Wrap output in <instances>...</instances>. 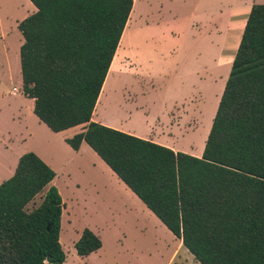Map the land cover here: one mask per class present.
I'll return each mask as SVG.
<instances>
[{
  "label": "trees",
  "instance_id": "1",
  "mask_svg": "<svg viewBox=\"0 0 264 264\" xmlns=\"http://www.w3.org/2000/svg\"><path fill=\"white\" fill-rule=\"evenodd\" d=\"M30 1L20 64L39 120L55 133L85 125L66 143L86 142L200 264H264V4L251 9L195 157L92 121L134 0ZM56 175L28 152L0 185V264L66 262ZM102 246L88 228L75 244L81 258Z\"/></svg>",
  "mask_w": 264,
  "mask_h": 264
},
{
  "label": "rangeland",
  "instance_id": "2",
  "mask_svg": "<svg viewBox=\"0 0 264 264\" xmlns=\"http://www.w3.org/2000/svg\"><path fill=\"white\" fill-rule=\"evenodd\" d=\"M148 1L142 0L140 5ZM150 4L148 13L151 18L143 20L148 26L156 27L158 0H151ZM27 11L23 0H0V162L7 160L6 154L11 146H16L19 151L40 154L51 162L57 174L53 185L58 188L65 204L60 233V242L66 253L64 264H200L183 247L180 239L149 216L144 211L146 208L99 165L94 152L85 149L76 154L63 140V135L48 131L33 118L27 119L30 134L27 138L23 124L12 122L6 114L2 100L7 99L13 87L17 86L18 46L20 40H24L16 22L31 15ZM141 26L143 29L146 27L139 23L137 28L129 31L127 48L119 56L117 69L110 74L111 82L103 101H110L113 95L110 110L103 115L124 121V117L133 111L135 117L131 123L141 126L144 124L143 111H136L135 105L146 104L151 108L152 116L158 115L161 138L171 139L184 149H200L216 114L218 98L215 97H219L220 92L213 95V91L218 90L215 85L214 89L211 87L202 93L182 77L194 73L202 60L200 54L212 40L207 38L205 31L203 36L195 37L193 29H188L181 58L176 63L170 62L171 71L175 74L171 79L159 76L160 72L169 70L165 62L167 56L159 57L161 52L158 54L157 43L146 58L153 74L158 71L155 77L150 75L151 71L144 63H140L145 58L142 55L144 39L140 34ZM212 52L215 50H206L205 54L212 55L210 58L213 59ZM223 79L219 81L221 86ZM192 129L194 131L185 136V132ZM40 201L41 196L37 203ZM86 228L101 238L103 246L88 258H81L75 244Z\"/></svg>",
  "mask_w": 264,
  "mask_h": 264
},
{
  "label": "crops",
  "instance_id": "3",
  "mask_svg": "<svg viewBox=\"0 0 264 264\" xmlns=\"http://www.w3.org/2000/svg\"><path fill=\"white\" fill-rule=\"evenodd\" d=\"M141 1L142 0H134L133 10L129 18L130 20H128L129 22L127 24L128 26L129 23L132 22L135 28H137L139 23L140 25L145 24L146 26L144 29L142 26L140 28V34L144 39V44L141 46L143 50L142 55L145 57L142 59L143 62L140 61V63H144L147 66L148 71H151L150 75L155 77L157 76L158 71L153 74L150 62H148L147 59L152 48L158 43V54L161 52L159 57L161 58L162 56H167V58H165V62L168 66L167 69L169 70L167 73L160 72L159 76L162 77L164 75L170 79L174 78L175 74L173 71H171L172 63H176L182 56V45L186 38L187 30L193 29L195 37L197 35L203 36L202 32L205 31L206 34H208L207 38L209 37V39L212 40V43L208 48H206V50H215V53L212 52L213 59L210 58L212 55L205 54L206 50H204L203 53L200 54L202 60H200L199 64L196 65L194 73L185 75L182 77V80L192 82L191 86L193 88H197L202 93L203 90L206 91L211 87L214 89L216 85L218 90H214L213 95L220 92V96L218 94L217 96L219 97H215L218 98L216 102V107H218L251 9L256 4H264V0H158V24H156V27L148 26L145 20H143L144 18H151V15L148 13V7L151 6V0L145 5H140ZM23 2L28 8L27 13L33 14L37 11L36 7L30 0H23ZM137 9L139 10L138 12ZM26 16L20 21H23ZM141 18L143 22L141 21ZM19 23L20 22H16L17 27ZM208 27L209 29H207ZM23 43L24 40H20V46H18L17 62L19 80L17 86L13 87L10 96L7 99L3 98L2 107L6 110L5 112L11 118L12 122L17 121L23 124V128L26 133L25 136H27V138L30 137V134L28 133L29 129L27 127L28 118L35 119L48 131L55 133L51 131L44 123H42L35 115L34 99L27 98L24 95L20 64V48ZM228 59L229 62L226 63ZM171 61L172 63L170 65ZM158 70L160 71L159 68ZM222 79L223 83L221 86L219 85V81ZM15 88L18 90L17 93L14 92ZM112 95L113 93L111 94V98ZM98 100H100V98ZM110 101H103L99 108H95L92 121L125 133L132 134L142 139L153 141L154 143L169 147L175 152H184L195 157L202 156L205 143L212 126L211 124L205 133V137L200 149L197 147L194 149H184L183 147L177 146L173 140H167L160 137L158 134V115L152 116L151 108H148L146 104L135 105L136 111H143L144 124L141 126H134L131 123L132 118L135 117V113H133V111H130L128 115L124 117V121H117L106 114L103 115V112L110 110ZM125 101L137 104V102L128 100ZM98 104L99 101L97 102L96 106H98ZM101 108L102 110H100ZM213 116L215 117V114ZM81 127H85V125L73 127L58 134L63 135V140L66 142L67 139H70L76 134L81 133L84 130V128L81 129ZM193 131L194 130L192 129L189 132H185V136ZM185 136L183 135L182 138ZM24 141H26V139ZM9 149V152L6 154L7 160H2V163L0 162V185L14 175L20 157L28 153L27 151H19L16 146H11ZM70 149L73 150L72 148ZM85 149L94 152L86 142L82 143L79 151L73 150V152L80 154ZM94 154L96 155L95 159L99 165L111 173L112 177H114L115 180L120 183L125 191L134 197L141 206L146 208L144 211H146L149 216L153 217L157 223H160L166 228V226L145 206V204L117 177V175L105 164V162L95 152ZM40 158L52 168L50 161L45 159L43 156ZM53 184L54 181L52 182V185ZM170 264H173V262Z\"/></svg>",
  "mask_w": 264,
  "mask_h": 264
},
{
  "label": "bare ground",
  "instance_id": "4",
  "mask_svg": "<svg viewBox=\"0 0 264 264\" xmlns=\"http://www.w3.org/2000/svg\"><path fill=\"white\" fill-rule=\"evenodd\" d=\"M134 28V25H133V23L132 22H130L129 23V25L127 26V28L125 29L126 31L124 32L125 34H123V37H122V39H121V42H120V45H119V49L117 50V53H116V55H115V58H114V61H113V63H112V66H111V69H110V71H109V74H108V77H107V79H106V82H105V85H104V87H103V90H102V93H101V96H100V100H99V104H98V108L100 107V105H101V103H102V101H103V98H104V96H105V94H106V92H107V90L109 89V85H110V74L114 71V69H117V61H118V59H119V56H120V54H121V52L123 51H125V49L127 48V43H128V40H129V37H130V33L131 32H129L131 29H133ZM112 76V75H111ZM97 111H98V109H97Z\"/></svg>",
  "mask_w": 264,
  "mask_h": 264
},
{
  "label": "built area",
  "instance_id": "5",
  "mask_svg": "<svg viewBox=\"0 0 264 264\" xmlns=\"http://www.w3.org/2000/svg\"><path fill=\"white\" fill-rule=\"evenodd\" d=\"M14 92H15V93H17V92H18V90L15 88V89H14Z\"/></svg>",
  "mask_w": 264,
  "mask_h": 264
}]
</instances>
